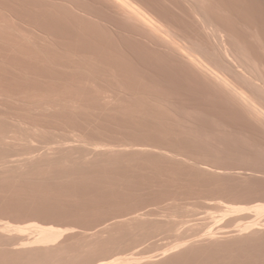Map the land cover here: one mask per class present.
Returning a JSON list of instances; mask_svg holds the SVG:
<instances>
[{
	"label": "rangeland",
	"instance_id": "rangeland-1",
	"mask_svg": "<svg viewBox=\"0 0 264 264\" xmlns=\"http://www.w3.org/2000/svg\"><path fill=\"white\" fill-rule=\"evenodd\" d=\"M256 202L264 0H0V264H264Z\"/></svg>",
	"mask_w": 264,
	"mask_h": 264
},
{
	"label": "bare ground",
	"instance_id": "bare-ground-1",
	"mask_svg": "<svg viewBox=\"0 0 264 264\" xmlns=\"http://www.w3.org/2000/svg\"><path fill=\"white\" fill-rule=\"evenodd\" d=\"M244 210H253L255 211L257 214H264V202H256L253 205H230L228 207V211L230 212H241ZM227 211V212H228ZM258 222H254L251 223L250 225L245 226L244 229L251 227L254 224H257ZM2 228L6 231H17V232H24L27 229H33V231L35 232V235L32 237V241H30V239H28L27 241H23L21 246L22 247H26V246H30L32 244H41V245H51L56 243L65 233L71 231L70 228L68 227H59V226H54L51 224H40L37 222H32L30 223L28 226H13L10 225L9 223H5V225L3 224ZM132 259L135 258H115L113 260L110 261H102V263H94V264H124L125 262H128ZM103 260V259H102ZM101 261V260H100Z\"/></svg>",
	"mask_w": 264,
	"mask_h": 264
}]
</instances>
